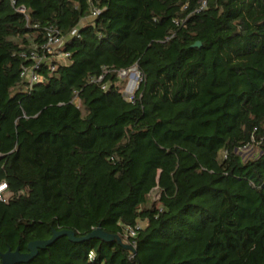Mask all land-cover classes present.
<instances>
[{
    "label": "trees",
    "instance_id": "obj_1",
    "mask_svg": "<svg viewBox=\"0 0 264 264\" xmlns=\"http://www.w3.org/2000/svg\"><path fill=\"white\" fill-rule=\"evenodd\" d=\"M2 183V253L122 242L27 264H264V0H0Z\"/></svg>",
    "mask_w": 264,
    "mask_h": 264
},
{
    "label": "built area",
    "instance_id": "obj_2",
    "mask_svg": "<svg viewBox=\"0 0 264 264\" xmlns=\"http://www.w3.org/2000/svg\"><path fill=\"white\" fill-rule=\"evenodd\" d=\"M11 3H14V0H11ZM205 5V1L202 2V6ZM18 12L25 14V8L23 6H20L16 9ZM98 13V11L95 9L92 11V15H96ZM25 17L27 18L26 14ZM55 34H52L48 37L47 41L41 46V50H42V55L38 56L35 53H31V58L35 61L34 64V68L37 67V65L42 62L44 59H47V57L45 56V54H49L52 55L54 58H56V61L59 63H66L68 60V53L64 52L62 50L63 44L66 41V37H61L59 36L56 31H54ZM76 34V30H73L71 32V35ZM51 68H53V66H51ZM126 70H122L118 72L119 73L122 72V74H124ZM21 76L29 83V85L31 86L33 83L37 82L39 77L34 73V69H23V71L21 72ZM101 77H99L97 80H99ZM106 85H102V88H105ZM123 93V92H122ZM123 95L125 96V94L123 93ZM132 95V94H131ZM130 95V97H131ZM126 98H128L127 96H125ZM129 97V98H130ZM222 155H225V153H222ZM5 184L2 183L0 184V200L3 199L5 200L4 195L6 194L4 192V188L3 187ZM142 227L141 225H139V223L135 226V227H125L123 229V235L125 237V239H128L130 241V244H134L132 239L135 237L136 233H137V229ZM126 244H129V242L126 241ZM87 258L90 262H93L95 259V253L94 251L90 250L87 254Z\"/></svg>",
    "mask_w": 264,
    "mask_h": 264
},
{
    "label": "water",
    "instance_id": "obj_3",
    "mask_svg": "<svg viewBox=\"0 0 264 264\" xmlns=\"http://www.w3.org/2000/svg\"><path fill=\"white\" fill-rule=\"evenodd\" d=\"M193 46H200V42H196ZM66 236L72 242H81L88 239H102L105 241L116 239L118 243H121V239L118 235H112L103 231L100 227L93 229L85 236L76 237L73 231L70 230H58L53 231L52 236L45 240H34L27 244L26 251H20L19 248L15 250L8 249L5 252H0L1 264H27L33 258H35L40 249L52 245L58 238ZM128 248V245L123 244Z\"/></svg>",
    "mask_w": 264,
    "mask_h": 264
},
{
    "label": "rangeland",
    "instance_id": "obj_4",
    "mask_svg": "<svg viewBox=\"0 0 264 264\" xmlns=\"http://www.w3.org/2000/svg\"><path fill=\"white\" fill-rule=\"evenodd\" d=\"M83 23V22H82ZM120 81L117 86L120 91L125 94L128 98L131 94H133L136 89L138 82L140 80V73L138 72L136 67H132L124 72V74L119 73ZM154 179L152 178V183H154ZM145 222L140 221L139 225L144 226Z\"/></svg>",
    "mask_w": 264,
    "mask_h": 264
},
{
    "label": "clouds",
    "instance_id": "obj_5",
    "mask_svg": "<svg viewBox=\"0 0 264 264\" xmlns=\"http://www.w3.org/2000/svg\"><path fill=\"white\" fill-rule=\"evenodd\" d=\"M5 186V185H4ZM5 189V188H4Z\"/></svg>",
    "mask_w": 264,
    "mask_h": 264
}]
</instances>
